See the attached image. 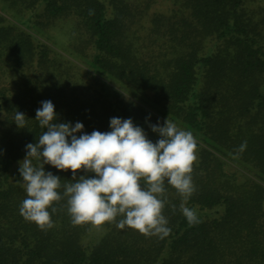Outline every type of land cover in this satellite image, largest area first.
I'll return each instance as SVG.
<instances>
[{
	"label": "trees",
	"instance_id": "1",
	"mask_svg": "<svg viewBox=\"0 0 264 264\" xmlns=\"http://www.w3.org/2000/svg\"><path fill=\"white\" fill-rule=\"evenodd\" d=\"M42 101L55 123L83 124L77 137L111 131L113 117L153 143L166 119L193 134L195 191L185 201L165 181L167 235L118 228L121 216L73 224L72 171L50 164L53 226L20 215ZM0 264H264V0H0Z\"/></svg>",
	"mask_w": 264,
	"mask_h": 264
},
{
	"label": "clouds",
	"instance_id": "2",
	"mask_svg": "<svg viewBox=\"0 0 264 264\" xmlns=\"http://www.w3.org/2000/svg\"><path fill=\"white\" fill-rule=\"evenodd\" d=\"M35 119L46 131L35 144L26 145L27 153L19 168L27 194L19 212L25 220L42 229L53 226L48 209L61 199L57 191L61 180L45 172L43 165L50 164L72 171L74 182L64 185V196L68 198L67 211L73 224L100 226L121 216L116 225L121 229L127 225L144 235L170 232L162 214L165 181L185 201L195 191L191 173L197 160V143L190 131L178 129L166 119L163 126L152 125V131L161 137L153 143L130 118L113 117L111 131L94 130L77 137L75 133L81 132L83 124L55 123L51 101L41 102ZM14 121L24 127L25 115L17 112ZM30 157L37 160L38 166ZM80 169L95 173V177L75 179ZM181 211L190 225L199 222L194 210L181 205Z\"/></svg>",
	"mask_w": 264,
	"mask_h": 264
},
{
	"label": "rangeland",
	"instance_id": "3",
	"mask_svg": "<svg viewBox=\"0 0 264 264\" xmlns=\"http://www.w3.org/2000/svg\"><path fill=\"white\" fill-rule=\"evenodd\" d=\"M165 5H166V3L161 1V3L155 4L153 7L156 9H163L165 7ZM227 168L230 169V166H227Z\"/></svg>",
	"mask_w": 264,
	"mask_h": 264
}]
</instances>
